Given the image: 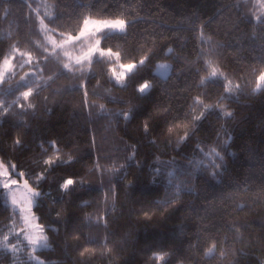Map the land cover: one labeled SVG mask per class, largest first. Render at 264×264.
Listing matches in <instances>:
<instances>
[{"label":"trees","instance_id":"1","mask_svg":"<svg viewBox=\"0 0 264 264\" xmlns=\"http://www.w3.org/2000/svg\"><path fill=\"white\" fill-rule=\"evenodd\" d=\"M82 3L91 7L81 8ZM80 14L137 20L126 39L101 45L122 52L116 68L156 55L147 68L130 74L125 89L111 78V64L94 58L83 71L79 66L69 71L59 51L61 60L50 55L38 76L29 77L36 85L33 97L20 101L25 108L0 112V157L15 175L23 172L48 193L41 207H34L45 228L57 230H46L50 246L39 250L45 264H264V87L258 88L254 71L264 69V24L256 19L261 14L256 0H0V65L13 48L43 59L49 42L41 19L62 38L59 33L76 34ZM88 43L69 49L81 51ZM125 49L128 58H123ZM161 61L171 63L167 76L155 72ZM212 68L226 79L209 80ZM33 71L17 68L18 74L6 76L0 87ZM144 81L155 88L140 98L135 87ZM229 81L244 90L222 100ZM18 95L0 99L10 104ZM218 103L233 116L206 110ZM135 106L131 121L116 115ZM194 123L195 137L177 148L176 141L191 133ZM13 137L21 147L14 146ZM133 148L134 160H129ZM212 149L226 162L217 176L209 166L212 157L205 155ZM48 158L72 163L54 166L47 182L37 186V174L49 172ZM169 173L193 191L165 205L175 191L169 190ZM68 177L84 186L65 195L60 185ZM18 218L0 187V240L9 238ZM212 246L215 252L206 255ZM85 247L89 252L82 257ZM156 253L165 260L154 259ZM11 260L10 251L0 246V264Z\"/></svg>","mask_w":264,"mask_h":264},{"label":"snow or ice","instance_id":"2","mask_svg":"<svg viewBox=\"0 0 264 264\" xmlns=\"http://www.w3.org/2000/svg\"><path fill=\"white\" fill-rule=\"evenodd\" d=\"M81 8H90L91 5L89 4H81ZM259 7L261 9V14L256 17V19L259 21V23L264 24V0H259ZM7 14V9L5 10V15ZM56 19H59V16L54 17L52 22L55 23ZM80 20L81 23L79 24L78 31L76 34H65V33H59V35L62 37L61 40L57 41L56 39L47 36L48 32H51L52 29L47 28L46 25H44L43 19H41V31L45 33L46 38L48 39L49 45L52 48V53H48L47 48L44 49V52L42 53L43 59L36 58L33 56L32 52H19L18 48L12 49L11 55H5L2 60V65H0V86L4 85L6 83L5 77H12L17 75L16 68H20L21 70L25 67H35L37 71L31 72V73H25L24 76L20 78V80L16 81L14 85H9L6 88L0 87V97H8L9 95L15 96L17 92H19V95L16 96V99L11 101L9 104L6 99H0V112L6 114L8 113V110L10 107H18L19 109L23 110L25 108V104L20 103L21 100L27 101L29 98L33 97L34 95V89L31 86L32 83H34V80H30L29 77H37L39 72L42 71L40 69V64H47L50 55H56V50H60L63 52V56L67 58L68 63H65L62 65L64 69H67L69 71L72 70L73 67L79 66L80 69L83 71V66L85 64L91 65L93 63V60L95 58L96 63H108L111 64V68L109 69L111 73V78L115 83L120 85L121 87H124L125 89L129 85V77L130 74L136 71L140 66L148 67L149 63L152 61V59L155 57L156 53L151 52L149 54L144 55L142 58L137 60H132L128 63H119V69L117 70L115 66V62H119L122 59V52L121 51H113L111 47H102V44H106L107 41L114 39V38H121L126 39L129 35H131V29L132 27L137 23V20H126L123 18H116V19H93L91 16H87L84 14H80ZM83 40L89 41V43L81 49L80 53L76 56H73L67 49L70 46H74L76 43H79ZM19 52L21 63L14 65L12 63L13 60L16 59V53ZM168 52L171 53L172 49H168ZM130 56V53L125 49L123 51V58H128ZM177 59H179L177 57ZM264 60V58H262ZM115 61V62H114ZM160 69H163L162 75L167 74V70L169 68V65L167 64H160ZM255 72H258V76H256V83L259 87H264V69H254ZM217 78H223L222 73H219L217 69L212 68L210 74H209V80H215ZM203 84V81H201V85ZM80 89L83 91L84 97H85V104H87V88L85 85H80ZM247 87V85H245ZM155 88L154 85L149 83L148 81H144L140 84H138L135 87V91L137 95L140 98L145 97L148 95L151 90ZM23 89V90H22ZM244 89L241 88L240 85H232L229 81L227 86L225 87L224 95L222 96L223 99H234V92L236 91H243ZM39 91L37 90L35 92V95H39ZM93 95H96L95 92H93ZM28 108H31L32 105L29 103L27 105ZM101 109H103V105L99 106ZM138 106L133 107L132 109H129L127 112H120L117 113V116L122 117L125 121H131L133 118V114ZM219 110L224 116L232 117L233 114L231 112H225L224 111V105L222 103H218L216 105H207L206 110L207 111H215ZM204 117V113L202 112L199 116H194L193 121H200ZM185 118L187 116L185 115ZM175 120H179L180 116L173 117ZM148 124L145 123L144 125V131L148 133ZM167 131L171 133L173 131V127H168ZM197 131V128L194 127L191 131L185 132L184 136H182L179 140L176 141L177 148L180 147L181 144H184L187 140L190 138L195 137V133ZM13 143L15 147H21V141L19 138L13 137ZM224 150L227 151L229 145L228 142H224L222 145ZM134 154H135V148H133V156L128 157L129 160H134ZM206 156L212 157V162L210 163V167L214 169L215 171L212 173L213 176H217L221 174V166L225 165L226 168V162L224 160V157L217 152L215 149H212L211 151L205 153ZM219 160V163H216L215 161ZM45 165L48 166L49 172L48 174L40 173L37 174V176L34 178L33 182L39 186L42 182H47L48 175H50V170L56 166V165H63V164H71L72 161H63V160H53L51 158H48L44 161ZM191 164H196L197 169H200V164L196 161H192ZM191 166V165H190ZM11 167H16L15 165H12ZM121 168L125 169L127 166H121ZM225 170V169H224ZM113 173L119 174V169H112ZM157 173H159V169H155ZM19 176L23 177L24 173L19 172ZM169 180H168V186L169 190L175 189L174 192H170V198L165 199L162 203L165 205L172 204L176 200L180 198L181 192H192L193 189L187 187V184L185 182L177 183V177L173 173H169ZM133 182L130 181L129 184L131 186ZM83 181L77 180L73 177H68L63 180V182L60 185V190L66 195L68 191H73L77 187H83ZM0 187L7 190L9 196L11 197V203L13 206H20V212H21V218L23 220V223L25 225V229H22V231H26V239L29 241L30 245L32 246L33 252L36 250L37 247L39 248H48V237L44 235L46 230L49 231H57L54 228H51L49 225L46 229L45 226L38 221L41 219V217H37L33 211V208H40L42 201L45 196L48 195V193H43L40 191H36L28 182L27 179H24L23 184L21 185V182L19 179H14L10 171L3 163H0ZM22 188L23 190V196L18 197L17 192L20 191ZM39 198V199H36ZM158 204L161 202H157ZM243 206H241L242 208ZM146 219H150V216L148 212L144 213ZM57 222L59 221V214H57ZM102 219V218H101ZM8 236H4L3 240H0V246L4 247L5 249H8ZM86 241L88 243H92L93 241L85 237ZM11 251L14 253L16 251L15 245L11 246ZM110 251V250H109ZM89 252L88 248H84L83 251H81L80 255L82 257H86V254ZM215 252V246L209 247L206 255H212ZM222 257L225 255L223 252L220 254ZM154 259L159 260H165V256L159 253L154 254ZM32 259L36 260V264H43L42 261L38 260L35 257H32Z\"/></svg>","mask_w":264,"mask_h":264},{"label":"rangeland","instance_id":"3","mask_svg":"<svg viewBox=\"0 0 264 264\" xmlns=\"http://www.w3.org/2000/svg\"><path fill=\"white\" fill-rule=\"evenodd\" d=\"M256 2H257V6L259 7V0H256ZM259 9H260V7H259ZM260 12H261V9H260ZM44 25H46V24H44ZM47 28H49V27L47 26ZM49 29H51V28H49ZM43 34L45 36V33L44 32H43ZM47 36L52 37V38L56 39L57 41H59V40L62 39V38H58L57 36H55L54 33H53V31L48 32L47 33ZM45 38H46V36H45ZM46 40H48V39L46 38ZM83 41H81L79 43H82ZM70 48H71V46H70ZM47 50L49 51V53H52V48H51L50 45L48 46ZM67 50L73 56L78 55V52H80L78 50L77 51H73L72 49H69V48ZM59 51L60 50H56V55L59 54L58 58H56V59L61 60L62 55H60V54L62 52L60 51L61 52L60 53ZM19 52H23V51L21 49H19ZM19 52L16 53V57L19 55ZM16 61L19 62L20 59H17L16 58L15 60L12 61V63L14 65H17L18 63ZM65 63H68V61L65 60ZM160 64H167V65H169V68L167 70V74L166 75H162L161 74V73H163L164 70L159 68V65ZM117 70H120L119 69V66H117ZM155 72L158 73L159 75L167 76L171 72V63L170 62H167V61H161V62H159L157 64L156 68H155ZM35 85L36 84L31 85V86L34 88ZM0 163H3L5 165V167L8 168V170L10 171V173L12 174V176H13L14 179H19L20 180L19 176L18 175H15L9 169L8 165L2 160L1 157H0ZM21 185H22V183H21ZM6 193H7V200H8V202L11 204L12 208L19 214V218L18 219H15V221H14L15 222V229L12 232V234L9 235V239H8V245H9V247H8V249H6V250H9L10 251L11 256H12L11 264H36V260L32 259V257L37 258L38 260L42 261L43 264H45V259L41 256V254H39V250L44 249V248L37 247L36 250L33 252L32 246L30 245L29 241L26 239V231H22V229H25V225H24L23 220L21 218L20 206L19 205L13 206L12 203H11V197L9 196L7 190H6ZM17 196L18 197H22L23 196V190H22V188H21L20 191L17 192ZM33 211H34L35 215L37 216L34 208H33ZM38 222L41 223L40 221H38ZM44 235L47 236L46 231H45ZM48 244H49V241H48ZM12 245H15V247H16V251L14 253L11 251V246ZM49 246H50V244H49Z\"/></svg>","mask_w":264,"mask_h":264},{"label":"water","instance_id":"4","mask_svg":"<svg viewBox=\"0 0 264 264\" xmlns=\"http://www.w3.org/2000/svg\"><path fill=\"white\" fill-rule=\"evenodd\" d=\"M20 177V181H21V183L23 184V181H24V179H27L28 180V182H29V184L36 190V191H40V192H42V190L41 189H38V188H36L35 186H33L32 184H31V182L29 181V179L26 177V175L24 174V176L23 177H21V176H19Z\"/></svg>","mask_w":264,"mask_h":264},{"label":"bare ground","instance_id":"5","mask_svg":"<svg viewBox=\"0 0 264 264\" xmlns=\"http://www.w3.org/2000/svg\"><path fill=\"white\" fill-rule=\"evenodd\" d=\"M19 176V175H18ZM20 178V177H19Z\"/></svg>","mask_w":264,"mask_h":264}]
</instances>
